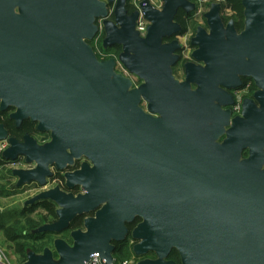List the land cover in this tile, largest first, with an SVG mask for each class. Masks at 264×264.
Instances as JSON below:
<instances>
[{
  "label": "water",
  "instance_id": "water-1",
  "mask_svg": "<svg viewBox=\"0 0 264 264\" xmlns=\"http://www.w3.org/2000/svg\"><path fill=\"white\" fill-rule=\"evenodd\" d=\"M15 1L0 0L1 110L15 107L12 118L17 125L23 120L37 122L39 130H51L53 137L45 146L29 136L23 143L9 140L10 147L3 158L14 161L22 156L27 163L35 164L33 169L14 172L19 179L18 188L30 184L44 188L50 176L49 166L63 168L59 157L65 155L66 146L61 142L64 139L75 142L79 131H93L97 135L121 133L129 120H133L135 128L147 131L159 123L167 127L172 124L183 141L193 135L208 142V156L194 162L200 168L205 166L206 181L176 187L174 198L168 203L171 220L157 219L145 211L143 224L134 232V237L141 240L134 253L144 256L153 252L157 258L138 264H177L169 260L173 250L178 252L181 264H264V202L241 205L229 193L231 183L222 184L223 173L227 179L234 175L239 124L247 120L255 130L264 132V121L255 122L254 118L260 115L252 99L244 101L243 117L234 120L224 143H216L227 123L226 119L219 120L221 115H227L220 109V97L226 95L220 86L230 89L239 86L242 78L253 79L259 88L255 97L261 102L264 115V0H243L244 30L240 33L233 20L225 24L222 19L225 0L211 6L204 15L207 29L198 27L191 42L195 47L192 58L204 66L188 62L183 82L173 74L181 47L177 40L168 44L163 40L182 32L175 19L180 10L187 14L195 11L196 5L191 0H162V10L147 2L144 13L150 24L145 37L135 29L138 14L129 15L127 11L129 0H34L24 3L23 12L32 7L37 13L25 18L14 14ZM108 4H116L114 22L108 20ZM29 18L34 21L32 26L25 24ZM98 20H104L103 49L122 48L121 64L144 80L139 88L129 91L132 86L129 79L111 80L115 60L100 62L94 55L92 69L88 67L89 74L90 70L96 72L93 90L55 85L53 75L70 67L78 70L79 66L72 61L91 53L84 41L96 35ZM18 21L23 24L13 25ZM30 45L34 46L33 56H14L13 52L27 51ZM191 84L198 88L192 91ZM141 98L145 99L150 114L161 116V122L139 107ZM84 109L92 110L93 122H89L90 114L80 112ZM126 112L129 120L123 116ZM6 138L7 131L0 124V141ZM70 146L74 152L75 146ZM74 175L67 176L71 179ZM68 187L72 188V183ZM108 198L113 202L96 219L85 221V232L72 233L73 245L63 239L54 241L58 259L52 249L46 248L41 254L28 251L23 264H83L94 253L111 264L115 252L112 242L124 238L125 224L133 217L122 194L110 191L103 200ZM42 201L57 206L58 221L40 227L34 234L60 233L77 215L99 203L90 193L75 198L56 187L41 192L25 206Z\"/></svg>",
  "mask_w": 264,
  "mask_h": 264
},
{
  "label": "flooded vegetation",
  "instance_id": "flooded-vegetation-1",
  "mask_svg": "<svg viewBox=\"0 0 264 264\" xmlns=\"http://www.w3.org/2000/svg\"><path fill=\"white\" fill-rule=\"evenodd\" d=\"M33 1L34 0H16L14 2V14L25 18L28 16L31 17L33 13H37L32 7H27L26 12H23L24 3L30 4L33 3ZM218 2H220V0L213 2L212 5ZM212 5L206 8L204 15L210 10ZM115 6L116 4H108L107 6L109 12L108 20L112 22L115 21ZM48 8L47 10H49ZM195 11L188 14L186 13L185 19H194ZM226 11L231 12L222 7L221 16L223 21L226 17ZM133 13L137 12L133 10L131 14ZM191 13H193V18L190 15ZM230 16L232 17V15ZM230 16L226 18H230ZM231 20L224 23L228 24ZM98 22L99 21L95 22V24L98 25ZM33 23L34 21L29 18L25 24L32 26ZM22 24L23 23L18 21V23L13 25L21 26ZM98 27L99 30L96 35H94L92 39H85L84 41L90 48L91 53L84 54L85 57L82 56L80 59L78 58V60L72 61L74 65L79 66L78 70L70 67L69 69H64L60 73L53 75V81H57L55 85L68 87L74 90H93L97 83L96 72L94 71L93 73L92 70H90L89 74L88 67H92L91 57L94 55L100 62L115 60V67L113 69L114 75L111 77V80L115 79V77L129 79L132 84L128 89L129 91L139 88L144 83V80L130 73L123 65L122 67L119 66L121 65L119 60L121 52L102 51L99 49V40L104 33V29L102 24L100 26L98 25ZM182 32L172 38H165L163 40L164 44L177 40L181 47V49L177 51L180 60L173 67V74L180 82L185 81V65L188 62L204 66L203 63H198L192 58L195 47L192 46L191 42L196 31L195 33L188 31L185 34ZM187 34L192 37L188 42L184 43L182 39H184ZM27 48V51L17 50L13 52V54H15L14 56H33L35 54L33 52L34 46L30 45L27 46ZM48 77L49 76L46 78ZM197 88L195 84H191L192 91H195ZM220 88L224 89L223 91L228 95V97H226V95L220 97V109L222 112H227V115H221L219 118L220 121H225L226 119L227 122L223 125V133L216 140V143L222 145L228 137V131L232 128L234 120L243 117V105L239 112L235 110L239 97H242L243 103L246 99L253 100L254 107L260 115L254 118L256 119L255 122L258 120L264 121V115L262 112V104L259 99L255 97L259 88L253 79L242 78L239 86L230 89H225L221 86ZM213 102L217 104V101L213 100ZM139 107L145 113L150 114L145 99L141 98ZM15 112V107H8L5 110H1L0 104V124L7 131V138L0 141V145L4 147V151L0 153V174L5 178H1V180L4 179L6 184L9 183V185L13 183L16 188L15 190L19 191L22 187L18 188L17 184L19 179L14 175V172L21 169H33L35 164L27 163L26 159L22 156H19L14 161H8L3 158V153L10 147L9 140L15 139L23 143L25 137L29 136L31 139H34L38 145L45 146L52 142L53 137L51 130H39L37 122L23 120L17 125L16 120L12 118ZM80 112L82 114H90L88 115L90 116L89 122L94 121L91 109H84ZM150 115L160 122L162 121L159 114ZM88 116H86V118ZM123 116L126 120H129L128 112L123 113ZM86 118L84 121H86ZM239 129L241 131L236 132V163L232 166L234 175L233 177L230 175L227 179L226 174L223 173L222 184L224 185L225 181L231 183L232 191H229V193L232 192L237 202L241 205L247 204L254 206L264 202V132L261 133L255 130L253 124H249L247 120L239 124ZM187 137V140L183 141L182 137L178 136L172 124L167 127L159 123L147 131L146 128H135L133 120H129L126 122L124 130L121 133L97 135L93 131H79L76 135L75 142L64 139L61 143L66 146L64 150L65 155L59 157L63 168L58 169L55 164L49 166L50 176L47 177L46 190L59 187L63 192L72 194L75 198L84 197L90 193V196L94 197L95 201L98 200L99 203L97 202L98 205L96 207H90L81 215H77L67 229L60 233H53V243L57 239H63L69 245H73L74 240L72 238V233L78 230L85 232V221L87 219H96L97 214L102 211L105 206L113 202L112 198L103 200L111 191L115 194L123 195V200L130 204L128 211L133 217L130 222L125 224L127 232L124 238L120 241L112 242L115 251L118 246L122 248L129 247L132 249V258L136 264L143 260H156L157 257L153 252L144 256H137L134 253V248L141 242V240L134 237V232L143 224L145 211L157 219L171 220V213L167 211L168 203L172 202L176 187L195 185L206 181L207 175L204 172L205 166L202 165L200 168L199 165L194 164V162L200 158L203 160L208 156V142L204 138H197L193 135H188ZM71 144L75 146L74 152L70 146ZM185 144L186 147L184 146ZM191 162H193V164H191ZM201 169L203 171H200ZM70 174L75 175L70 179L67 176ZM69 182L72 183V188L68 187ZM29 187L34 191L40 188L38 184H33ZM51 204L53 205L54 203ZM162 204H164V206L161 208ZM32 205L34 204H29L26 207H31ZM54 207L56 219L45 225L54 224L58 221L56 214L58 208L56 205ZM53 243L52 247L48 248L54 251L55 258L58 259L53 249Z\"/></svg>",
  "mask_w": 264,
  "mask_h": 264
},
{
  "label": "trees",
  "instance_id": "trees-1",
  "mask_svg": "<svg viewBox=\"0 0 264 264\" xmlns=\"http://www.w3.org/2000/svg\"><path fill=\"white\" fill-rule=\"evenodd\" d=\"M197 0H192L195 3ZM211 3L217 0H210ZM243 0H225L224 9H228L232 12V17L224 18V22H228L233 19L235 22V27L238 32L244 29V8L242 5ZM127 11L129 14L133 12L130 6H127ZM195 14V13H194ZM193 18V13L190 14ZM186 13L179 12L176 17V22L179 23L183 28V34L190 31L195 33L198 25V21L188 18L185 19ZM105 33H103L99 40V49H103V40ZM122 48L120 46H114L109 49V51L121 52ZM1 184V178H0ZM15 193H10V190L6 186L0 185V198H8L10 195ZM52 203V202H51ZM47 201L37 202L31 207L22 208V210L16 211H5L0 212V232L4 239V244L9 245L14 250V254L17 256L19 264H23L27 261L28 251H33L37 254L43 253V251L50 247L49 244L53 243V233H40L34 234V231L39 229L45 224L51 223L56 219L55 215V205ZM42 210V212L37 213V211ZM46 212V213H45ZM8 221V222H6ZM74 225V224H73ZM76 228V227H75ZM74 228V229H75ZM115 256L119 260L131 259L133 256L132 249L117 247L115 251ZM174 260L180 264L179 254L174 250L169 260Z\"/></svg>",
  "mask_w": 264,
  "mask_h": 264
},
{
  "label": "rangeland",
  "instance_id": "rangeland-1",
  "mask_svg": "<svg viewBox=\"0 0 264 264\" xmlns=\"http://www.w3.org/2000/svg\"><path fill=\"white\" fill-rule=\"evenodd\" d=\"M202 1H203V5H204L205 8H209L210 5H212V3H211L210 0H202ZM224 2H222L223 9H224ZM179 12H182V10H180ZM230 15H232V12L226 11L225 16L226 17H229ZM195 20L198 21L197 23H198L199 26H197V28L198 27H207L206 21L204 19V15L203 14L202 15H199L197 13V10L195 11V14H194V21ZM98 21H99L98 22V25L100 26L101 24H103V21L104 20H98ZM197 28H196V30H197ZM191 37L192 36H190L189 34H187V35H185V38L182 39V41L184 43H186V42H188L190 40ZM119 66L122 67V64L119 65ZM238 101H241V107H242V105H243L242 97H239ZM0 178H4L2 174H0ZM4 179L1 180V184L0 185L1 186H5V185L8 186V189L10 190V193L11 194H12V192L15 193L13 196L10 195V199H6V200L0 201V207L2 209H4V211H9L10 212V211H13L14 209L16 211L22 210V208H25L26 207L25 206V203L27 201H30L35 196H37L38 194H40L41 192H43V191L46 190V187L41 188L38 185L40 188H37L36 191H34V190H32L29 187V186H31L33 184H30L29 186H25V187L21 188V190L16 191L15 190L16 188H15L14 184L13 183L11 185H9V183L6 184V182L4 181ZM47 190H49V189H47ZM40 212H42V210L37 211V213H40ZM49 246L52 247V244H49ZM0 252L4 253L7 256V258L12 262V264H19L18 258L14 254L13 248H11L9 245H5L4 244V239H3L2 234H0Z\"/></svg>",
  "mask_w": 264,
  "mask_h": 264
},
{
  "label": "built area",
  "instance_id": "built-area-1",
  "mask_svg": "<svg viewBox=\"0 0 264 264\" xmlns=\"http://www.w3.org/2000/svg\"><path fill=\"white\" fill-rule=\"evenodd\" d=\"M147 2L155 9L162 10L163 2L162 0H129L127 6H130L135 12L138 13V18L136 21V31L139 33L140 36L145 37L147 34L148 26L150 22L147 20L144 7L146 6ZM196 10L199 15H204L206 8L203 5L202 0H197L195 2ZM235 110L239 112L241 110V101H238L237 105L235 106ZM4 151L3 145H0V153ZM114 259L111 264H136L134 259H126V260H119L115 254L113 255ZM0 264H12V262L7 258V256L0 252ZM83 264H106L105 261L102 259L99 253L91 254L90 258L85 261Z\"/></svg>",
  "mask_w": 264,
  "mask_h": 264
},
{
  "label": "crops",
  "instance_id": "crops-1",
  "mask_svg": "<svg viewBox=\"0 0 264 264\" xmlns=\"http://www.w3.org/2000/svg\"><path fill=\"white\" fill-rule=\"evenodd\" d=\"M26 186H29V185H26ZM23 188V187H22ZM6 199H10V197H8V198H0V201H2V200H6ZM0 212H5L4 211V209H2L1 207H0ZM7 209V208H6ZM6 222H8V221H6ZM0 234H1V232H0Z\"/></svg>",
  "mask_w": 264,
  "mask_h": 264
}]
</instances>
